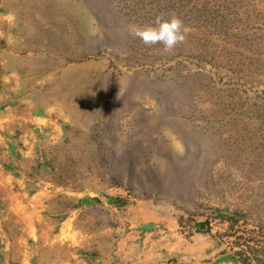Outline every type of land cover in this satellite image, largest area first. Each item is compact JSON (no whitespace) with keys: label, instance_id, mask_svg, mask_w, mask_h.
Here are the masks:
<instances>
[{"label":"rangeland","instance_id":"rangeland-1","mask_svg":"<svg viewBox=\"0 0 264 264\" xmlns=\"http://www.w3.org/2000/svg\"><path fill=\"white\" fill-rule=\"evenodd\" d=\"M263 254L264 0H0V264Z\"/></svg>","mask_w":264,"mask_h":264},{"label":"clouds","instance_id":"clouds-1","mask_svg":"<svg viewBox=\"0 0 264 264\" xmlns=\"http://www.w3.org/2000/svg\"><path fill=\"white\" fill-rule=\"evenodd\" d=\"M188 31L183 20L175 14L167 17L157 16L149 25L129 26L130 35L139 39L146 47L161 45L165 53L174 51L177 46L184 43Z\"/></svg>","mask_w":264,"mask_h":264},{"label":"trees","instance_id":"trees-1","mask_svg":"<svg viewBox=\"0 0 264 264\" xmlns=\"http://www.w3.org/2000/svg\"><path fill=\"white\" fill-rule=\"evenodd\" d=\"M238 254H239V255H241V254H242V255H241V257H243V256H244L243 258H245V259H244L245 263H247V261H246V260H251V259H250V257H249L248 255H246V254H244V255H243V252H239ZM257 258H258V260H261V263H263V264H264V254H263V255H261V256H258Z\"/></svg>","mask_w":264,"mask_h":264},{"label":"water","instance_id":"water-1","mask_svg":"<svg viewBox=\"0 0 264 264\" xmlns=\"http://www.w3.org/2000/svg\"><path fill=\"white\" fill-rule=\"evenodd\" d=\"M203 227V226H202Z\"/></svg>","mask_w":264,"mask_h":264}]
</instances>
